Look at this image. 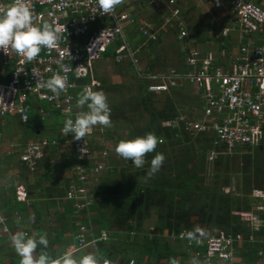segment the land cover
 <instances>
[{"label": "built area", "instance_id": "built-area-1", "mask_svg": "<svg viewBox=\"0 0 264 264\" xmlns=\"http://www.w3.org/2000/svg\"><path fill=\"white\" fill-rule=\"evenodd\" d=\"M255 0H232L233 19L223 35L237 32L244 44L238 47L236 56L224 68L212 53H202L197 48L184 50L185 63L190 71L186 74L150 75L149 81L159 80L163 84H150V93L167 90L164 82L185 78L203 95L202 122L188 121L181 118L184 129L191 133H212L214 150L208 153L207 161L225 150L231 154L237 147L253 148L264 136V10L254 3ZM14 0H0V8L13 3ZM32 9L34 26L49 25L59 36L52 48H42L37 58L31 62L11 48L0 52V121L6 116H17L21 122H27L31 99L50 105L63 117L59 135L69 143L77 154L79 162L92 158L89 142L96 132L102 133L104 126H94L82 140H72L71 135L63 136L62 127L66 119L75 118L80 112L75 104L76 90L85 88L94 90L98 82L94 78V64L107 50L120 41L116 48V60L119 62L126 52L134 65L137 60L125 43L124 28L134 26L137 16L134 13L114 11L101 15L97 9V0H25ZM167 15L164 24L173 25L176 38L180 44L189 41V30L180 5L176 0H168ZM109 22L106 27L92 30L97 23ZM140 32L148 40H155L154 33L143 27ZM227 62V61H224ZM55 75L67 77L66 90L53 94L42 87ZM86 82V83H83ZM176 126L177 122L169 123ZM63 142L40 139L28 144L20 155V161L30 170H34L42 157L43 150L49 146H61ZM217 148H221L218 152ZM103 156L105 153L103 152ZM101 169L99 165L84 174V167L78 165V186H71L66 198L81 202L80 207L90 204L87 200L86 182ZM18 201H24L27 193L19 185L15 188ZM252 198L257 201L252 211L236 212L241 224L249 228L247 242L255 241V235L264 230V190H255ZM0 223L3 220L0 216ZM2 233L10 240V232L3 225ZM87 229L81 226L75 239L77 247L95 246L97 242L106 241L102 232L98 238L85 241ZM181 233L178 237L187 241L188 250H194L204 243L205 253L201 254L202 264H233L236 246L244 243L242 235L226 234L219 231L207 238L199 237L194 242ZM11 242V241H10ZM263 247L257 252L258 261L264 264V239L259 240ZM12 246V245H11ZM13 248V247H12ZM197 251H195L196 253ZM199 256V253H196ZM102 264H109L104 261ZM128 264H136L133 260Z\"/></svg>", "mask_w": 264, "mask_h": 264}, {"label": "trees", "instance_id": "trees-1", "mask_svg": "<svg viewBox=\"0 0 264 264\" xmlns=\"http://www.w3.org/2000/svg\"><path fill=\"white\" fill-rule=\"evenodd\" d=\"M254 3L264 10L262 0H255ZM128 6L133 7L132 4ZM128 6H124L119 12H124ZM160 19L161 16L153 14L152 20H156L153 24L154 31L164 26L162 20L159 21ZM102 27L104 26L99 23L94 28ZM195 36H199V31H196ZM144 40L145 37L143 42ZM155 42L156 40H149L148 44L154 45ZM120 45L121 42L118 41L115 46L107 50L104 56L115 57V50ZM75 96L77 97V94ZM149 97L147 95L139 103L144 109L143 112L134 111L138 121L143 123L136 122L135 128H133L135 130L133 137H136L138 133L143 136L145 133L151 132L158 137L160 143L157 144L153 153L145 155L146 164L143 168H135L131 165V161L127 162L121 158L122 163H116L111 169L108 150L105 146L96 147L89 142L90 156L95 151L97 154L95 152L96 155L92 156V164L90 167H86L83 173L88 174L91 168H96L99 165L101 169L95 176H90L85 184L88 190L86 198L89 197L92 203L84 209L78 210L73 221H80L81 225L88 228L90 235L85 236L86 242L98 238L101 232L107 236L106 241L96 243L98 264H102V261H108L109 264H128L131 260L136 264H169L170 258H174L177 264H189V261H186L188 255L185 252L187 243H183V239L178 236L183 232L193 231L195 228L204 231L203 238L216 235L219 231L226 234L242 235L244 243L238 248L235 257L243 258L244 264H256L260 237L255 236L256 241L248 243L249 228L241 224L235 213L250 210L255 203L250 197L252 189L264 188V185L251 184V181L246 177H249L247 173L244 174L243 183L239 185L233 184L227 178L228 176L216 173L213 165L208 164L206 160L208 152L213 147V134L187 132L183 122H179L177 127L164 126V122L170 123L181 117L176 103L169 99L160 110H155L148 105ZM28 103L30 108L28 122L21 123L19 118H16L27 132L23 136L25 144L35 137V129L41 128L46 130L49 141L62 142V136L58 134L59 137H54L55 135H53L58 130V125L52 113L58 111L49 105L51 113L41 119L40 116L30 113L33 107L29 101ZM145 114L147 118L144 121L143 115ZM51 148L57 152L60 146L53 145ZM156 152L165 156L164 164L160 171L147 178L148 164ZM73 156V158H77L75 151ZM249 158L250 156H245V165ZM251 158H253L252 163L255 169H264V154L262 152L254 154ZM60 160L62 162L55 164L54 168L52 167L53 170L59 167V163L60 165L67 163ZM220 160L221 157L217 158L215 162L218 164ZM104 172L105 174L102 176ZM256 175L258 174L254 176ZM260 176L258 175V177ZM226 188H229L228 193L224 192ZM68 191L69 188L62 189L59 197H66ZM15 197L11 198L13 203L10 207L25 220L28 218L27 211L29 209L23 203H17ZM66 203L67 213L75 214L76 209L73 208V202ZM10 207L7 209L8 211ZM32 213L35 219H38L37 212ZM6 223H9V220H6ZM24 226V222H19L17 231L26 232ZM7 228L13 232V228L9 224H7ZM77 231L78 227L73 225L71 232L76 235ZM199 237L201 236L197 234V239ZM205 250L206 246L203 243L196 251L203 254ZM40 251L41 248L38 246L33 254L34 257ZM0 264H20V258L11 253L8 257H1Z\"/></svg>", "mask_w": 264, "mask_h": 264}, {"label": "crops", "instance_id": "crops-1", "mask_svg": "<svg viewBox=\"0 0 264 264\" xmlns=\"http://www.w3.org/2000/svg\"><path fill=\"white\" fill-rule=\"evenodd\" d=\"M164 1L165 0H150V2H147V0H142V2H139L138 0H122V3L115 8V11L118 13L124 6L132 4L133 7L128 6L125 11L135 12L139 19L138 26L143 27L144 29L146 28L145 30H148V32L156 34L155 44L149 45L146 39L143 42L144 36L140 33V27L134 25L126 26L124 28L127 47L133 53L134 59L137 60V65H134L128 56H124L122 60L118 62L115 57L109 55L102 56L94 64V78L99 86L93 91H103L105 96L110 98H106L109 108L112 107L114 109H111L110 126L105 127L103 133L96 132L90 142L96 147L105 146L108 150L109 166L111 169L116 163H122L121 157L114 152L115 145L122 140H129V137L130 139H134L141 136V133H138L136 137H133L135 132L132 133V135L131 130L135 128L134 125H136V122L140 124L143 122H139L135 114L133 118H128V113H134L136 110L137 112H143L144 109L139 103L141 102V99L145 98L147 95L150 96L148 101L149 107L155 110H160L165 106L169 99H172V101L176 103L178 112L181 115L179 119L175 120L177 121V125H179V120L181 118L195 122H202L204 119L203 95L201 92H198L188 80L181 78L172 80L170 83L164 82L165 85H167V91L161 93H149L147 87L150 84L159 85L163 84V82L159 80L151 82L147 79L148 76L168 74L172 71L175 74L180 75L188 73L190 68L186 65L184 58V50L188 47L197 48L202 53H212L217 59L221 60L219 62L223 64L224 68H226L230 64L232 58L236 56L238 47L244 44V40H241L235 31L229 32L226 36L223 35V32L230 27L233 19L231 8L228 13L223 11L219 15L217 21H215V25L210 23H207L206 25L196 24L194 27H192V25L189 26L190 22L188 16L190 15L191 10L186 9L182 14L186 19L191 37L185 44L178 43L176 41V32L173 26L164 25L163 20L167 15L166 5L168 0L165 3ZM145 3L150 8V12L143 11L146 8L144 7L146 6L144 5ZM136 5L142 6L141 8H136L139 9V11L135 9V7H138ZM142 8L144 9L142 10ZM144 12L145 14L142 15ZM154 13L157 16H161L159 21L162 20L164 25L156 31L153 29V24L156 21L152 20ZM98 24L99 23L92 25L91 29L97 30L98 28L96 29L94 27ZM100 24L106 27L109 25V22L104 21ZM196 31H199L198 37L195 36ZM80 93V90H76L74 95L77 94L78 96ZM76 98L77 97L75 96V101ZM30 103L33 107L32 112L30 113L40 116L41 119H44L47 114L51 113L48 104H42L43 102H38L34 99H31ZM78 110L86 111L87 109L85 107ZM54 114H58L60 117L57 121L58 130L53 134L55 135L54 137H57L63 117L59 112L52 113L53 117L55 116ZM146 116V114L143 115L144 121L147 118ZM16 118L18 117L6 116L0 121V216L3 220V223H0V258L3 256L8 257L11 253L15 254L8 236L4 235L1 231L2 226L5 225L7 227V224H9L10 227L13 228V232H9L10 234H14L18 230L16 229L18 223L24 222V227L28 235H32L33 233L46 234V238L49 241L46 251L53 260L59 259L65 252H71L76 258L91 253L97 257L99 263L95 250L96 245L94 247L85 246L78 248L75 233L71 232L73 225L77 226L78 229L83 226L80 221H73V219L74 215L77 216L78 210L84 209L85 207H80L79 201L77 200L59 197L62 189H68L71 186L79 185V174L77 171L78 165H81L84 168L90 167L93 158L79 162L76 157L73 158L74 151L72 146L69 143H66L65 139L62 138L63 144L57 152L53 150L51 146L45 148L36 168L34 170L28 169L20 161L21 153L28 144L37 142L40 139L48 140V135L43 128L35 129V137L25 144L23 136L24 134H27V132H25L26 130L21 124H19V121H17ZM125 123H127V125ZM123 124L126 126V132L121 129L124 127ZM163 125L171 127L169 122H164ZM177 125L175 127H177ZM5 140L13 145L9 150H5L4 148ZM263 141L264 136L255 147H237L231 154H223L225 152L224 150L221 155L218 156V158L221 157L220 163L217 164L215 161H207V163L213 165L216 169V173L219 172L222 175L228 176L227 178L233 181V184L239 185L240 183H243V180L245 179L244 174L247 173L249 177H246L251 181V184L264 185V169H255L253 166L254 164L252 163L253 158H251L256 153L260 154V152H262V154H264ZM109 145H111V149L109 148ZM95 152L97 154V151ZM95 152L92 156L96 155ZM245 156H250L246 165L244 164L246 161ZM60 159L67 163L65 165H60L59 163V167L53 170L52 167L54 168L55 164H58V162L61 161ZM110 161H112V163H110ZM235 169L236 172L233 173L235 175L231 178L229 174L234 172ZM104 174L105 172L102 176ZM255 174L262 176H254ZM19 185L27 191V196L24 201L16 200L17 203H23L25 207H28L29 209L27 211L28 218L25 220L22 216L19 217L20 215L18 212L13 211L10 207L13 203L11 198L16 196L15 188ZM255 190H264V188H253L250 193L251 198L252 193ZM224 192L228 193L229 188L224 189ZM68 201H72L73 208L76 209V212L73 215H69L66 211V202ZM254 201L255 206L257 201ZM254 206L248 211H252ZM9 207L10 209L8 211L7 209ZM32 212H37L38 219L32 221ZM6 220H9V223H6ZM86 229L87 232L85 236H88L90 233L88 228ZM255 236H259V240L264 239V230ZM242 245L236 246L235 255L238 253V248ZM259 245L260 248L258 251L263 247V244L260 242ZM197 249L198 248H195V251ZM195 251L193 250L191 255L199 259L200 264H202V253L196 252L199 253V256H196L197 254ZM234 258L233 264H244L243 258L240 259L235 256ZM103 262L104 261H102V263ZM256 264H261L258 261V256Z\"/></svg>", "mask_w": 264, "mask_h": 264}, {"label": "clouds", "instance_id": "clouds-1", "mask_svg": "<svg viewBox=\"0 0 264 264\" xmlns=\"http://www.w3.org/2000/svg\"><path fill=\"white\" fill-rule=\"evenodd\" d=\"M121 3L122 0H97V9L99 13L103 15L114 11L116 6ZM128 12L133 14L135 13L133 11ZM32 15V9L25 2V0H14L13 3L0 8V52L4 53L5 49L11 48L16 53L21 54L26 61L31 62L37 58L42 48L50 49L53 47L59 39L58 34L47 24L34 26ZM136 16L137 26L139 25V19L138 15ZM140 33L142 34V32ZM190 37L189 33V40ZM145 39L147 42L149 41L147 37H145ZM123 55L126 56V52H124ZM66 79V76L61 77L59 75H55L41 86L49 89L53 94H58L66 90ZM75 106L78 109L86 107L87 110L80 112L74 119L68 118L65 120L62 127L63 136L71 135L72 140L74 141L82 140L83 137L91 132V129L94 126H110L111 109L108 106L107 99L103 91H93L89 88H85L77 96ZM158 143H160L158 137L154 133L148 132L143 136L118 142L114 147V152L123 160L127 162L131 161V165L133 167L143 168L146 164L145 155L153 153ZM212 150H214V146L209 152ZM220 150L221 148H217L218 152ZM218 156H216L212 162H214ZM164 161L165 156L162 153L156 152L148 164V172L146 174L147 178H150L160 171ZM87 200L90 201V204L92 203L89 197ZM79 205H81V202H79ZM87 206L88 205L84 207ZM31 219L34 221L35 216ZM197 234H199V236L205 235L204 231L199 228H195L193 231L185 233L188 240L197 239ZM10 241L15 254L20 258V264H98L97 257L91 253L76 258L71 252H65L59 259L53 260L46 251L49 244L46 234L33 233L32 235H28L24 231H17L14 234H11ZM38 246L41 248V251L34 257L33 254L36 252ZM169 264H177V261L174 258H170ZM190 264H200V261L196 257H193L190 260Z\"/></svg>", "mask_w": 264, "mask_h": 264}, {"label": "rangeland", "instance_id": "rangeland-1", "mask_svg": "<svg viewBox=\"0 0 264 264\" xmlns=\"http://www.w3.org/2000/svg\"><path fill=\"white\" fill-rule=\"evenodd\" d=\"M138 1L142 2V0H138ZM166 1L167 0H165L164 3ZM176 1L178 4L181 5L182 12H185L186 9L191 10L190 15L188 16L189 17L188 20L190 22L189 26L192 25V27H194L196 24L206 25L207 23L215 25V21H217V18L219 17V15L223 11H225L226 13H228V11H230L229 9L231 8V2H232V0H176ZM144 5H146V6H144L146 8L145 9L142 8V10L144 9L143 11L150 12V8L148 7V5L146 3ZM262 6L264 8V0H262ZM141 7L142 6L139 5L136 8H141ZM138 11H139V9H138ZM144 14H145V12L142 15H144ZM140 18H141V16H140ZM106 98L110 99L108 97H106ZM42 104H46V103H42ZM139 110H140V108H139ZM54 115L55 116L53 118L56 121H58L60 119L59 115L58 114H54ZM133 117H134V113H131V114L128 113V118H133ZM125 124L127 125V123H125ZM123 125H121V126H123ZM124 127H122L121 129H122V131L126 132L127 131L126 126L124 125ZM132 132L134 133L135 130L132 129ZM4 143H5V146H4L5 150H9L13 146L7 140H5ZM109 148L111 149V145H109ZM235 172H236V169L234 170V172L229 174L231 178L234 177L235 174H233V173H235ZM184 242H185V244L187 243L186 240H183V243ZM185 249H186L185 252L188 255V260L186 259V261L190 262L191 258H193V256L191 255L193 253V250H188L187 247Z\"/></svg>", "mask_w": 264, "mask_h": 264}]
</instances>
